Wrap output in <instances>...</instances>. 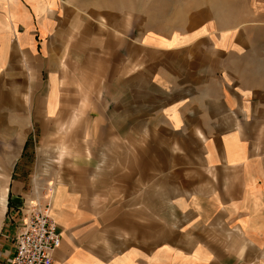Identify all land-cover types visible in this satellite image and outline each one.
I'll use <instances>...</instances> for the list:
<instances>
[{
	"label": "crops",
	"instance_id": "1",
	"mask_svg": "<svg viewBox=\"0 0 264 264\" xmlns=\"http://www.w3.org/2000/svg\"><path fill=\"white\" fill-rule=\"evenodd\" d=\"M36 94L59 125L80 111L71 123L88 140L122 148L90 150L74 181L53 186V264H264V0L165 15L127 0H0V103L15 149L4 210L7 192L24 199L32 182L34 118L18 112L34 115ZM100 156L119 159L108 177L93 171ZM148 190L168 191L166 222L130 208Z\"/></svg>",
	"mask_w": 264,
	"mask_h": 264
},
{
	"label": "rangeland",
	"instance_id": "2",
	"mask_svg": "<svg viewBox=\"0 0 264 264\" xmlns=\"http://www.w3.org/2000/svg\"><path fill=\"white\" fill-rule=\"evenodd\" d=\"M131 2L136 8L145 6L148 13L152 12H162L164 15L173 13L179 10L180 7L188 4H196L202 0H127ZM96 95H80V98L85 101H90ZM105 96V95H104ZM13 97H17L18 100L25 101L24 94H17ZM102 98V96H101ZM4 103H0V187L7 184L8 187V168L12 158H9V152L14 151V146H12V141H6L4 129L6 125L4 123L8 122V117L10 116V111L4 108ZM35 110L34 115L32 111H22L19 110L18 116L22 117L27 115L28 117L34 118V125L32 128L31 136L29 137L27 150L30 152L29 161L31 165V181L28 182L23 194L24 199H15L10 201L8 199L7 192V205L4 210L0 205V228L3 229L0 233V252H3L7 247L11 248L12 237L18 232L21 224V207L24 206L25 201L30 200H45L46 198L51 200V193L53 186L60 181H74L77 176L76 172L81 170V159L83 155H89L92 149L106 150L111 153L113 150L122 149L117 148L111 143L107 145L104 143L103 146H99L97 143H93L88 140V132H86V126L81 125V120L77 124H73V118L76 117V113L80 111L69 110L66 115V120L70 124L59 125L57 113L50 117L49 114L44 110V98L41 94L35 95ZM30 114V115H29ZM79 114V113H78ZM78 116V115H77ZM85 116V115H84ZM83 116V117H84ZM73 117V118H72ZM79 118L82 116L79 115ZM72 120V121H71ZM134 148V146H132ZM82 151V152H81ZM88 151V152H87ZM111 157V156H110ZM118 158H109L108 156H100L98 159L93 158V166L95 173H100V177H108L106 173L107 167H114L118 163ZM81 163V164H80ZM99 163H102L100 166ZM115 165H114V164ZM101 170H100V167ZM101 171L106 174H101ZM98 177L97 174H94ZM133 191V190H132ZM118 193L115 198L122 197L123 193L121 191H107L100 190L99 194L105 199H112L111 195ZM147 199L146 204L141 205H131V209L138 212L146 213L148 218L155 221V223L160 224L161 221L166 222L171 215V201L166 199L168 196V191H146ZM145 191H143V194ZM136 196L138 198L139 192L136 191ZM114 198V199H115ZM150 199H161V205H150ZM9 200V203H8ZM143 200V199H142ZM144 202V201H141ZM20 207V208H19ZM105 206H102L103 208ZM18 210L20 212H15ZM151 221V220H150ZM149 222V220H148ZM13 229V230H12ZM3 244H7V247ZM14 246V245H13Z\"/></svg>",
	"mask_w": 264,
	"mask_h": 264
},
{
	"label": "built area",
	"instance_id": "3",
	"mask_svg": "<svg viewBox=\"0 0 264 264\" xmlns=\"http://www.w3.org/2000/svg\"><path fill=\"white\" fill-rule=\"evenodd\" d=\"M21 214L13 251L6 264H53V253L61 245L62 232L53 217L51 200L25 201Z\"/></svg>",
	"mask_w": 264,
	"mask_h": 264
}]
</instances>
